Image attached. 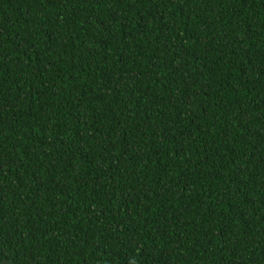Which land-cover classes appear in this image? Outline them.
Segmentation results:
<instances>
[{"label": "trees", "instance_id": "obj_1", "mask_svg": "<svg viewBox=\"0 0 264 264\" xmlns=\"http://www.w3.org/2000/svg\"><path fill=\"white\" fill-rule=\"evenodd\" d=\"M0 264H264V0H0Z\"/></svg>", "mask_w": 264, "mask_h": 264}]
</instances>
